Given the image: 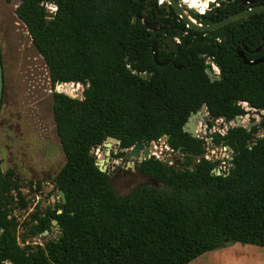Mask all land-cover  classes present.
Here are the masks:
<instances>
[{"label": "trees", "instance_id": "16d2710c", "mask_svg": "<svg viewBox=\"0 0 264 264\" xmlns=\"http://www.w3.org/2000/svg\"><path fill=\"white\" fill-rule=\"evenodd\" d=\"M187 1L199 6L198 0ZM145 2L19 0L15 6L50 82H79L83 88L81 98L51 93L64 156L52 181L64 201L36 204L21 222L19 237L24 241L49 231L51 219L59 234L42 244H18L14 211L26 208L28 199L14 172L0 169V264H188L235 242L264 248V114L248 130L232 126L214 135L232 150V166L224 175L214 174V162L196 161L201 140L182 131L202 102L209 116L225 120L243 115L237 100L264 109V61L246 65L234 56H216L221 78L214 82L201 67L184 66L157 67L143 79L138 73L153 65L141 23ZM238 2L222 0L218 9L232 5L234 10ZM47 4L55 7L51 18L44 17ZM242 25L246 45L264 50V11ZM258 129L261 135L255 136ZM160 136L183 153L180 167L142 159L134 167L155 184L140 183L118 195L109 173L94 164L91 147L107 137L118 139L122 149Z\"/></svg>", "mask_w": 264, "mask_h": 264}, {"label": "rangeland", "instance_id": "374dc122", "mask_svg": "<svg viewBox=\"0 0 264 264\" xmlns=\"http://www.w3.org/2000/svg\"><path fill=\"white\" fill-rule=\"evenodd\" d=\"M18 1L0 0V55L3 72L0 103V169L2 171L11 169L14 172L21 184L20 191L24 192L26 199L30 198L32 193V190L25 192L29 188L28 184L31 183V187L39 181L38 204L41 207H52L58 201V191L53 187L52 178L64 162L51 110V93L58 91L56 82L53 84L50 82L47 68L32 45L23 23L14 13ZM49 6L53 8L52 4H47L46 8ZM81 90L69 96L81 98ZM248 114L249 119L245 116L240 119L242 126L259 120L262 115L257 110L248 111ZM197 119L200 120L199 117ZM202 131L201 128L200 134ZM254 135H261V130L258 129ZM110 143L114 150L116 145L114 142ZM100 150L104 153L105 148L102 146ZM118 158L113 157L117 163L112 162L108 170L106 169L110 184L118 195H126L140 183L155 184L151 178L132 169L128 160ZM29 212L28 205L24 209L14 211L19 222L16 233L19 245L26 242L42 244L45 240L57 236L58 231L53 229L47 234L40 233L21 241L19 234L24 230L21 222L27 220ZM241 248L264 250L260 246L235 242L206 251L188 264H247L243 263V260L248 261V256L237 253L238 250H242Z\"/></svg>", "mask_w": 264, "mask_h": 264}, {"label": "flooded vegetation", "instance_id": "af4514ba", "mask_svg": "<svg viewBox=\"0 0 264 264\" xmlns=\"http://www.w3.org/2000/svg\"><path fill=\"white\" fill-rule=\"evenodd\" d=\"M214 0H198L199 6H193L190 2L178 0V5L182 8V12L187 17L197 24V26L209 25L216 21L231 15L237 11L247 8L253 3H242L241 0L233 7L232 5L225 8L218 9L222 0L215 3L214 9L207 8V3ZM149 4L144 3V15L147 23L143 26L144 36L148 39V50L150 60L153 65H149L148 69L142 72H148L149 79L157 67L168 66L170 68L179 69L181 66L186 68H202L206 78L210 82L217 81L221 78L219 65L216 63V56L236 57L242 64L243 59L253 62L264 57V50L261 45H249L244 42L246 39L243 31V21L251 16L243 15L237 19L229 21L215 29L205 30L190 27L178 12L175 11L169 0H147ZM210 10V13H207ZM258 13V12H256ZM154 44L155 61L152 59L151 44ZM264 61V59L262 60ZM261 61V62H262ZM163 63V65H160ZM257 62L255 64H258ZM248 65V64H246ZM254 65V64H250ZM208 70L209 74L206 73ZM139 74V73H138ZM210 78H213L212 80ZM236 105L244 111V107L250 105L244 100H237ZM253 108V107H250ZM258 111L261 109H255ZM201 113L196 117V124L209 121L208 116L204 115L207 112L205 102H202L194 111ZM238 116V115H237ZM241 116V115H240ZM200 118L198 120L197 118ZM205 117V120H203ZM218 118V117H216ZM223 121L225 120L223 118ZM234 121V120H233ZM211 124V122L209 121ZM196 132V131H195ZM111 156L113 149L110 146ZM120 159H124L120 157ZM132 169L138 171L134 164H130ZM51 223V222H50ZM54 226L51 224L49 231L53 230Z\"/></svg>", "mask_w": 264, "mask_h": 264}, {"label": "built area", "instance_id": "2783aa9c", "mask_svg": "<svg viewBox=\"0 0 264 264\" xmlns=\"http://www.w3.org/2000/svg\"><path fill=\"white\" fill-rule=\"evenodd\" d=\"M184 2H189L187 0H182ZM54 8V6H53ZM62 85H69L72 88L71 93H66L62 90H57L58 92H63L66 93L67 95H72V93H75L82 88V84L79 82H63L61 83ZM72 97V96H71ZM248 111H254L253 108H250L248 106L244 107V113L243 115H238L239 119L243 118H248L249 119V114ZM259 113L264 114V109L258 110ZM204 115L209 116L207 112L204 113ZM245 116V117H242ZM211 122L210 125L206 124L205 122L203 123H197L196 124V136L195 138H198L201 140V146H202V153L200 156L196 157V161L198 158L202 157L206 161L214 162L215 165L212 169V171L218 172V174H226L228 170L231 168L232 163H231V154L232 150L228 145L223 144L222 142H216L214 139V135H223L228 127L233 126V119L229 121H223L222 117L218 118H212L209 119ZM202 128V133L200 134V129ZM144 145L148 146V158L153 157L154 159L165 163L166 165L169 166H174V167H180V161L183 158V153H181L178 149L172 148L164 138V136H160L155 140H151L148 143L143 142ZM115 144V143H114ZM116 148L114 150L122 151L121 148H118V144H115ZM157 145H159L157 147ZM102 148V145H97L94 146L93 149H91V153L96 159L102 158L103 152L100 150ZM113 150V151H114ZM140 157L133 159L131 162L128 161L129 163H137L142 160V150L139 151ZM113 156L110 157L109 161L106 163V169L108 170V167L110 164L115 162L116 160L112 159ZM118 160H121L120 157ZM126 160V159H125ZM127 162V163H128ZM117 163V162H115ZM106 170V171H107ZM32 190V193L30 194V198L28 200V207L30 212L34 210L36 204H38L39 200V195L38 193L40 192V188L35 189V184L32 185L31 187L28 188V190H25V192H28ZM24 193V192H23ZM58 195H57V200H58ZM39 205V204H38ZM40 206V205H39ZM41 207V206H40ZM27 243V242H26Z\"/></svg>", "mask_w": 264, "mask_h": 264}, {"label": "water", "instance_id": "95a60500", "mask_svg": "<svg viewBox=\"0 0 264 264\" xmlns=\"http://www.w3.org/2000/svg\"><path fill=\"white\" fill-rule=\"evenodd\" d=\"M172 4V6L174 7L175 11L178 12L180 15H182V18L184 19V21L193 28H198V29H205V30H212L215 29L229 21H232L234 19H237L239 17H242L243 15H248L251 13H256V12H260V11H264V3L263 4H253L247 8H244L240 11H237L235 13H232L231 15H228L218 21H216L215 23L209 24V25H203V26H197V24H195L194 22H192L186 14H184L182 12V8L178 5V0H169ZM219 0H214L211 2L207 3V8L212 10L214 9V5L215 3H218ZM242 3H253V0H241ZM54 8H50V6L48 8H46V10L44 11V17L45 18H51L54 15ZM210 10L207 13H210ZM135 21V16L132 17V22ZM141 23L144 25V27H146L147 23L145 21V18L141 19ZM151 52H152V59L153 61H155V53H154V44L152 42L151 46H150ZM125 58H127V55H125ZM264 59V57L255 60L253 62L250 61H246L243 59V62L245 64H255L257 62H261ZM160 65H163V63H161ZM206 73L209 74L208 70L205 69ZM139 77L143 78V79H147L148 78V72H139L138 74ZM211 80L213 78H210ZM62 82L60 80H56V85L57 84H61ZM2 89H3V72H2V64H1V55H0V101H1V96H2ZM76 98H79V96H75ZM200 111H196V112H190V114L188 115V117L186 118V121L183 123L182 126V131L189 133L192 137L196 136V132H195V128H196V117L200 114ZM225 118V117H223ZM208 119H211V116H208ZM203 120H205V117H203ZM234 122H235V126H242L240 119L238 116H235L233 118ZM258 122V120H254L252 122H250L249 124L243 125L242 127H244L246 130H248L250 128V126L255 125ZM165 139H167V136H164ZM110 142H114L115 144L119 143V140L113 137H107L104 142L102 143V146L105 148V151L103 153L102 158L99 159H95L94 164L97 166L98 170H100L101 172H105L106 171V163L109 161L110 157H111V150H110V146L111 143ZM94 146L91 147V149H93ZM142 150V159L146 160L148 159V146L144 145V143L140 140L134 142L130 147L128 148H122V151L124 152L123 154V158L128 160V161H132L133 159L139 158L140 154L139 151ZM118 150H114L112 151L113 154H115ZM214 174H218V172L214 171ZM58 197L62 200V202L64 201V195L63 192L61 190H58ZM60 210H57V212H59ZM51 224L54 226L53 229L55 230H59V226L57 225L56 221L54 219H51ZM48 231L44 230L42 232V234H47ZM59 234V232L57 233Z\"/></svg>", "mask_w": 264, "mask_h": 264}, {"label": "crops", "instance_id": "0c3cea01", "mask_svg": "<svg viewBox=\"0 0 264 264\" xmlns=\"http://www.w3.org/2000/svg\"><path fill=\"white\" fill-rule=\"evenodd\" d=\"M242 249V248H241ZM239 254H245L248 256V261L243 260V263L247 264H264V250H255V249H242L238 250ZM239 261H236L238 263Z\"/></svg>", "mask_w": 264, "mask_h": 264}, {"label": "bare ground", "instance_id": "6f19581e", "mask_svg": "<svg viewBox=\"0 0 264 264\" xmlns=\"http://www.w3.org/2000/svg\"><path fill=\"white\" fill-rule=\"evenodd\" d=\"M57 90H62L65 91L67 93H71L72 92V88L69 85H62V84H57Z\"/></svg>", "mask_w": 264, "mask_h": 264}]
</instances>
